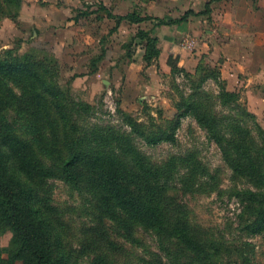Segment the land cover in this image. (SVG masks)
Masks as SVG:
<instances>
[{
	"label": "trees",
	"instance_id": "16d2710c",
	"mask_svg": "<svg viewBox=\"0 0 264 264\" xmlns=\"http://www.w3.org/2000/svg\"><path fill=\"white\" fill-rule=\"evenodd\" d=\"M220 1L161 23L209 15ZM22 4L0 0V20L17 18ZM108 16L117 26L153 20L137 11ZM137 37L146 40L151 63L159 56L158 39L144 30ZM42 53L19 60L11 50L0 52V150L6 148L9 159L0 153V237L12 234L0 249V264H135L137 249L138 264H256L251 240L264 234V129L234 92L223 87L208 94L207 75L187 74L192 93L182 91L172 120L146 123L119 109L120 123L113 125L100 122L96 106L75 96L74 77L62 84L58 59ZM185 117L219 147L232 186L224 188L219 170L195 150L159 162L142 150L140 142L176 145ZM55 181L83 200L82 238L71 233L67 211L55 204ZM215 194L239 205L229 232L201 225L184 200ZM144 236L153 238L157 251Z\"/></svg>",
	"mask_w": 264,
	"mask_h": 264
},
{
	"label": "rangeland",
	"instance_id": "374dc122",
	"mask_svg": "<svg viewBox=\"0 0 264 264\" xmlns=\"http://www.w3.org/2000/svg\"><path fill=\"white\" fill-rule=\"evenodd\" d=\"M209 1L112 0V7L114 3L128 7L124 13L137 11L141 16L153 17L140 24L117 26L116 19L108 16L114 10L108 8L111 0H23L17 18L0 20V52L11 50L19 60L37 52L55 56L62 84L74 77L73 93L96 106L100 111L98 118L103 120L100 122L118 125L119 109L146 123L151 118L172 120L180 112L182 91L192 93L187 80L190 74L196 78L208 76L203 85L208 94L216 96L223 87L234 92L264 129V0H222L213 5L209 15H193L176 26L161 23L181 19L191 10L201 13ZM196 3L200 9H192L191 4ZM86 12L96 14L84 15ZM180 26L186 29L181 31ZM140 30L149 31L158 39L159 56L151 63L145 61L146 40L133 39ZM214 41L219 52L213 50ZM205 43H209L207 50L203 48ZM101 55L102 59L95 63ZM177 141L176 145H140L157 162L195 150L211 170H219L224 188L233 185L232 172L219 147L210 142L194 118L182 119ZM0 153L8 159L6 148ZM53 183L55 204L67 211L71 233L82 238V198L63 182ZM184 200L201 225L228 232L231 226L236 227V201L216 194L186 196ZM144 237L157 251L153 238ZM11 240L10 232L2 235L0 249L8 247ZM251 242L256 247L255 263L264 264V234ZM141 253L140 249L135 250L131 261L138 264ZM129 260L124 258L125 262Z\"/></svg>",
	"mask_w": 264,
	"mask_h": 264
},
{
	"label": "crops",
	"instance_id": "0c3cea01",
	"mask_svg": "<svg viewBox=\"0 0 264 264\" xmlns=\"http://www.w3.org/2000/svg\"><path fill=\"white\" fill-rule=\"evenodd\" d=\"M173 1H176V3H177V1L178 0H173ZM173 5H175L174 4V2H173ZM113 6V3H112V0H111V3H110V7L108 6V8H114V10H113V13L112 12H109V13H111V14H113L114 16H116V17H119V16H121V17H124V16H127L129 13H131V12H126V13H124V9H127L128 7L127 6H123L122 7V5H117V3H114V7H112ZM191 7H192V9H197V8H199L200 9V5L198 4V3H196V4H191ZM190 9V8H189ZM187 13V12H186ZM196 13H198V12H196ZM92 14H96V12H86V13H84V15H92ZM159 17H162V16H159ZM110 18V17H109ZM113 19V18H112ZM162 19V18H161ZM124 24V23H126V24H129L130 25V22H128V21H122L120 24ZM116 25H117V22H116ZM132 25H135V24H132ZM174 26H176V25H174ZM185 26H187V25H185ZM175 28V27H174ZM184 29H186L184 26H180V30L182 31V30H184ZM209 43H210V41H209ZM209 43H205L204 45H203V48H205L206 50L208 49V47H209ZM213 43V46H214V52H217V50H218V52H219V48L220 47H217V43H216V41H214V42H212ZM217 54V53H216ZM216 54H214V55H216ZM231 63H232V61H230ZM183 63H184V60L181 62V65H183ZM225 67L226 68H228L229 67V63H226L225 64Z\"/></svg>",
	"mask_w": 264,
	"mask_h": 264
}]
</instances>
